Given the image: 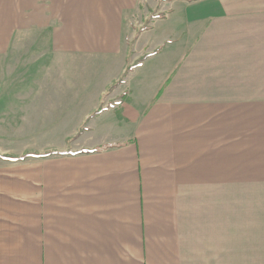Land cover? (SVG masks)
<instances>
[{
    "label": "crops",
    "instance_id": "obj_1",
    "mask_svg": "<svg viewBox=\"0 0 264 264\" xmlns=\"http://www.w3.org/2000/svg\"><path fill=\"white\" fill-rule=\"evenodd\" d=\"M49 1L57 47L111 73L45 94L43 168L0 180V264H264V0H171L139 34V0Z\"/></svg>",
    "mask_w": 264,
    "mask_h": 264
},
{
    "label": "rangeland",
    "instance_id": "obj_2",
    "mask_svg": "<svg viewBox=\"0 0 264 264\" xmlns=\"http://www.w3.org/2000/svg\"><path fill=\"white\" fill-rule=\"evenodd\" d=\"M9 1L12 0L5 2ZM168 2L171 0H139V11L134 15L137 19H133V25L138 27L136 34L143 29L141 24L149 26L152 18H155L153 16L159 13L156 10L162 9L164 5L171 6ZM16 3L21 9V26L14 32L8 46L0 51V180L4 181L15 176L27 180L32 165L33 168L35 164L37 168H43L41 158L44 156H37V159L30 156L19 161H11L8 157L22 156L26 152L47 153L46 150L52 146L46 139L45 126L50 113L46 111L45 94L51 93L53 88L73 89L72 82L80 74L111 73V70L106 69L108 65L96 64L100 60L105 63V59L83 52L61 50L54 43L52 31L59 24L56 18H59L60 13L58 2H52L53 18L46 8L48 5H45V0H16ZM177 7L183 8L184 5ZM147 10H150V14L145 20L142 14L146 15ZM140 16L143 23L139 22ZM45 23L53 28L46 27ZM50 132L49 140H60V136H51ZM56 146L58 144H53V147Z\"/></svg>",
    "mask_w": 264,
    "mask_h": 264
},
{
    "label": "trees",
    "instance_id": "obj_3",
    "mask_svg": "<svg viewBox=\"0 0 264 264\" xmlns=\"http://www.w3.org/2000/svg\"><path fill=\"white\" fill-rule=\"evenodd\" d=\"M101 111H102L101 109L98 110L96 112V114L100 113ZM91 151H96V149L91 150ZM45 155H46V153H42L41 154V153H38V152H26L22 156H17V157H11V156H9L8 159L11 160V161H19V160H24V159H26V158H28L30 156H45Z\"/></svg>",
    "mask_w": 264,
    "mask_h": 264
}]
</instances>
